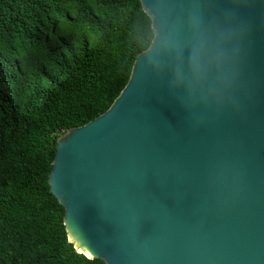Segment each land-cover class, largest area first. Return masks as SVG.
I'll return each mask as SVG.
<instances>
[{
  "label": "water",
  "instance_id": "95a60500",
  "mask_svg": "<svg viewBox=\"0 0 264 264\" xmlns=\"http://www.w3.org/2000/svg\"><path fill=\"white\" fill-rule=\"evenodd\" d=\"M140 1L150 47L56 143L68 240L107 264H264V0Z\"/></svg>",
  "mask_w": 264,
  "mask_h": 264
},
{
  "label": "trees",
  "instance_id": "16d2710c",
  "mask_svg": "<svg viewBox=\"0 0 264 264\" xmlns=\"http://www.w3.org/2000/svg\"><path fill=\"white\" fill-rule=\"evenodd\" d=\"M154 36L140 0H0V264H107L68 240L49 175L59 137L111 106Z\"/></svg>",
  "mask_w": 264,
  "mask_h": 264
},
{
  "label": "bare ground",
  "instance_id": "6f19581e",
  "mask_svg": "<svg viewBox=\"0 0 264 264\" xmlns=\"http://www.w3.org/2000/svg\"><path fill=\"white\" fill-rule=\"evenodd\" d=\"M65 223H66V227H67V230H68V237L74 241L75 245H76V248L79 250V251H83V248H81V245H79L78 241H77V233L79 234L78 230L76 229V227L72 224L71 221H69V219L66 218L65 220ZM86 253V252H85ZM88 254V253H87ZM90 255V254H88Z\"/></svg>",
  "mask_w": 264,
  "mask_h": 264
},
{
  "label": "rangeland",
  "instance_id": "374dc122",
  "mask_svg": "<svg viewBox=\"0 0 264 264\" xmlns=\"http://www.w3.org/2000/svg\"><path fill=\"white\" fill-rule=\"evenodd\" d=\"M73 16L75 17V16H76V14H75V13H73ZM62 24H63V22H62ZM58 25H59V24H58ZM64 25H65V24H63V25H62V27H64ZM64 136H65V134H62V135H61L59 138H60V139H62V137H64Z\"/></svg>",
  "mask_w": 264,
  "mask_h": 264
}]
</instances>
